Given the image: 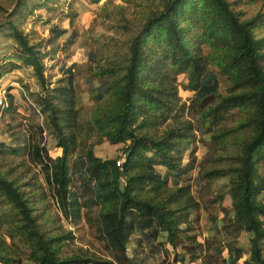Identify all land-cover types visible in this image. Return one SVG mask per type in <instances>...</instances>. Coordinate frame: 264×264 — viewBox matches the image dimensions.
<instances>
[{
	"label": "trees",
	"instance_id": "16d2710c",
	"mask_svg": "<svg viewBox=\"0 0 264 264\" xmlns=\"http://www.w3.org/2000/svg\"><path fill=\"white\" fill-rule=\"evenodd\" d=\"M61 1L0 6V34L13 41L16 59L0 64V81L30 69L40 86L28 91L27 130L8 124L0 159L25 156V167L37 169L47 189L31 179L21 183L0 161V264H148L159 256L156 264H264V0L151 2L138 30L122 15L123 42L104 39L85 64L60 65L54 80L44 61L73 45L75 15H67L71 34L51 25L38 42L23 26ZM255 6V14L243 10ZM81 80L93 105L82 102ZM179 89L192 94L188 103ZM7 106L0 118L15 122L8 94ZM45 134L58 157L49 155ZM103 143L121 145L120 156L97 157L94 149ZM197 143L207 150L196 162ZM221 180L229 211L222 194L205 196ZM49 198L73 227L85 221L103 255L69 253L74 237L51 212ZM214 206L222 218H209L211 236L200 242L196 214Z\"/></svg>",
	"mask_w": 264,
	"mask_h": 264
},
{
	"label": "rangeland",
	"instance_id": "374dc122",
	"mask_svg": "<svg viewBox=\"0 0 264 264\" xmlns=\"http://www.w3.org/2000/svg\"><path fill=\"white\" fill-rule=\"evenodd\" d=\"M150 1V2H149ZM233 1V0H231ZM157 4L158 0H100L98 4H92L90 0H62L60 5L54 6L51 10H38L34 15L27 21L26 25L23 26V31L30 34L31 39L38 42L42 39L48 38V29L51 25H56L59 28L68 29L70 34L72 29L69 28L68 14L73 13L75 15V31L78 37L75 39L72 46L65 51H58L53 55V59H46L44 61L46 66V75H52L55 79L60 78L59 66L66 64V67L71 66L74 63L79 65L85 64L88 61V53L96 51L99 45L104 39L113 37L119 42H123L125 38L121 35V31H118V23L121 20V16L125 15L126 19L133 22L134 29L138 30L140 27L139 20L142 18V13L148 9V4ZM13 0H0V6L10 11L13 6ZM119 7V8H118ZM244 11L249 15L255 14L259 10V6L255 7H244ZM5 14L0 11V25L3 22ZM48 23V24H45ZM67 36L61 38L56 43L62 45L58 49L64 47L65 39ZM14 43L12 40L0 34V64H7L8 62L16 61L13 56ZM125 49H122L120 53H123ZM184 77H179L180 82H184ZM1 86L7 91V94L12 99L13 103V117L15 122L10 116L6 115L0 118V142L7 143L8 131L6 130L9 123H22V129L27 130L28 121L30 117L29 107H32L33 101L29 97V92L37 93L40 92V86L33 77V72L30 69H18L5 75L0 81ZM225 81L221 79V92H223V86ZM80 87L82 90V102L85 106L93 105L86 92L87 88L84 82L81 80ZM179 96L182 102L188 103V98L192 96L191 93L179 89ZM9 106V103H8ZM8 106L5 108L7 109ZM45 146L48 150L49 155L52 158H56L60 155V150L55 146V142L49 134L44 135ZM122 146H111L107 143L96 147L94 154L101 159H112L120 156ZM207 148L202 143L196 145V162L200 161L206 153ZM188 154L185 157L184 163L187 162ZM26 157H20L13 159L11 157L1 158L3 162L2 169L12 168L16 174L22 177L21 183H26L29 179L33 182H38L40 186L46 191L44 179L37 169L32 168L29 172V168L25 167ZM120 161V160H119ZM4 171V170H3ZM161 174L164 173L163 168L158 170ZM197 169L192 172V177L197 175ZM226 181L221 180L212 184V193L205 194L206 198L211 199L215 194H222L224 201L222 207L229 211L230 199L227 193ZM264 199V194L262 195ZM51 203V212L60 217V225L66 232H71L74 237L70 244L69 253L78 252L77 249L87 250L91 253L99 256L103 255L101 245L92 236L91 231L84 220L81 221L79 226L73 227L67 221L62 218V215L58 209V205L53 198H49ZM198 221L193 224V228L198 235V241L202 242L211 236L210 228L211 222L209 218L217 217L222 218V212L216 206L201 210L198 214ZM195 216H192L194 219ZM247 236L242 235L240 243L242 246L247 245ZM129 248V254L131 250L135 248V244L132 241ZM167 249L171 252V248L167 246ZM180 251V249L178 250ZM171 254V253H170ZM163 259V256L157 258L158 261ZM173 256L169 255L168 260L172 262ZM188 259V258H186ZM149 261L148 264H156V261ZM185 264H199L188 263ZM239 264H243L240 262Z\"/></svg>",
	"mask_w": 264,
	"mask_h": 264
},
{
	"label": "built area",
	"instance_id": "2783aa9c",
	"mask_svg": "<svg viewBox=\"0 0 264 264\" xmlns=\"http://www.w3.org/2000/svg\"><path fill=\"white\" fill-rule=\"evenodd\" d=\"M7 107V91L0 84V110ZM120 161L117 163L119 165Z\"/></svg>",
	"mask_w": 264,
	"mask_h": 264
}]
</instances>
